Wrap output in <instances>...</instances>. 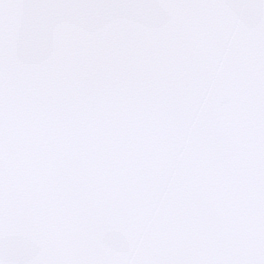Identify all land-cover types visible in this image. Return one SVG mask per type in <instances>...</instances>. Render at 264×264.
I'll return each instance as SVG.
<instances>
[{
    "label": "snow or ice",
    "instance_id": "obj_1",
    "mask_svg": "<svg viewBox=\"0 0 264 264\" xmlns=\"http://www.w3.org/2000/svg\"><path fill=\"white\" fill-rule=\"evenodd\" d=\"M0 264H264V0H0Z\"/></svg>",
    "mask_w": 264,
    "mask_h": 264
}]
</instances>
